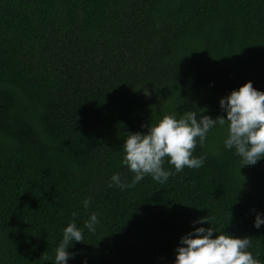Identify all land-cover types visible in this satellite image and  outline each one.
<instances>
[{
	"label": "trees",
	"instance_id": "trees-1",
	"mask_svg": "<svg viewBox=\"0 0 264 264\" xmlns=\"http://www.w3.org/2000/svg\"><path fill=\"white\" fill-rule=\"evenodd\" d=\"M248 80L264 90V0H0V264H54L70 221L83 241L68 264H172L201 224L247 236L264 264V157L242 165L227 122L196 138L198 168L165 156L162 183L109 179L131 183L128 132L225 116L219 98Z\"/></svg>",
	"mask_w": 264,
	"mask_h": 264
},
{
	"label": "clouds",
	"instance_id": "clouds-1",
	"mask_svg": "<svg viewBox=\"0 0 264 264\" xmlns=\"http://www.w3.org/2000/svg\"><path fill=\"white\" fill-rule=\"evenodd\" d=\"M144 93L149 94L146 88ZM219 105L226 113L225 116L213 118L207 114H199L204 109H189L178 118L175 114L162 115L147 125L145 132H128L122 144L121 163L134 175L131 183H124L119 173H113L109 178L110 186L115 184L121 188L131 187L146 174L162 183L170 175V171L162 167L165 156L176 171L185 166L200 167L204 158L192 155L197 144L196 138L202 145L211 128L216 125L224 126L226 122L227 134L223 145L225 148L235 149L242 165L254 164L264 157V90L255 88L248 80L221 96ZM88 204L89 200L86 198L83 206L87 208ZM204 217H198L197 222L207 221ZM98 223L97 214L91 212L84 220V228L94 232ZM262 223L264 214L256 211L253 226L259 228ZM214 232L216 235H213ZM79 241H83L82 230L75 222H68L63 227L62 239L55 248L54 264H68L73 253L67 248ZM249 245L247 236L218 232L213 226L204 227L201 224L179 238L172 264H258L253 254L247 251ZM81 264H87V259H83Z\"/></svg>",
	"mask_w": 264,
	"mask_h": 264
}]
</instances>
